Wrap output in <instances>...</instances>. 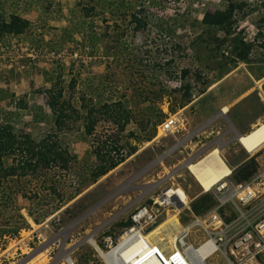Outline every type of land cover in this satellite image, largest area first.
<instances>
[{"label":"rangeland","instance_id":"374dc122","mask_svg":"<svg viewBox=\"0 0 264 264\" xmlns=\"http://www.w3.org/2000/svg\"><path fill=\"white\" fill-rule=\"evenodd\" d=\"M229 4L241 8L229 25L201 23ZM11 16L27 27L0 32V123L36 142L49 138L67 162L3 183L0 264H105L124 223L168 187L189 205L180 225L210 211L213 191H202L187 161L180 167L184 159L217 140L231 173L260 162L229 127L248 134L264 122V0H0V23ZM234 38L253 43L249 60L229 54ZM52 86L78 114L64 109L61 130L46 105ZM172 116L182 122L159 136ZM117 156L124 161L92 183L101 158ZM204 194L212 203L195 214L190 205Z\"/></svg>","mask_w":264,"mask_h":264},{"label":"built area","instance_id":"2783aa9c","mask_svg":"<svg viewBox=\"0 0 264 264\" xmlns=\"http://www.w3.org/2000/svg\"><path fill=\"white\" fill-rule=\"evenodd\" d=\"M176 120L172 116L165 121L161 128L162 137L174 133L180 124ZM255 154H259L260 162L257 160L252 176L240 182L230 179L222 188L214 186V205L206 214L192 215L188 223L180 225L178 232L183 235L178 238L173 249L189 255L188 252L197 251L201 246L211 243L209 251L212 254L204 259L206 264L217 255L222 261L220 264H264V147ZM162 194L136 210L131 216L133 226L124 233L131 229L141 233L150 230L164 218V213L170 214V211L173 213L178 209L176 200L167 201L163 198L159 201ZM104 242L113 243L111 237L104 238ZM156 254L159 256L158 252ZM191 257V262L189 259L186 262L178 255L177 262L173 264H195V257Z\"/></svg>","mask_w":264,"mask_h":264},{"label":"trees","instance_id":"16d2710c","mask_svg":"<svg viewBox=\"0 0 264 264\" xmlns=\"http://www.w3.org/2000/svg\"><path fill=\"white\" fill-rule=\"evenodd\" d=\"M241 9L240 6L235 4H229L223 11L217 10L215 12H205L201 23L205 26L219 27L229 25L233 19V13L235 9ZM94 11V8L86 10V12ZM27 27L26 20L19 16H11L9 22L0 23V32L21 34ZM231 52L229 54H235L236 58L240 61L249 60L248 55L253 47V43H247L244 40L234 38L231 41ZM187 70L183 71V77L187 75ZM55 87L44 90L46 94V105L50 109L51 113L56 118V127L61 130L66 126L65 118H68V114H64V109L69 108L72 113L77 114V111L70 107V104L61 100L62 94L58 91L55 93ZM121 105L120 103H118ZM122 115H126L125 111L116 113V116L111 117V121H120ZM78 116V114H77ZM127 116L124 118L127 121ZM93 123V122H91ZM93 125L87 127L85 133L91 134ZM113 151H118L117 148L112 147ZM134 153V149H131ZM63 153L58 150V147L54 142H51L49 138H45L40 142H36L27 134H16L14 129L6 124L0 123V189L3 183L10 179L16 178V176H26L27 173H37L41 169L50 168L53 164H59V168L66 169V158H63ZM64 155L68 157V153L64 152ZM10 157L13 164L6 166L4 159ZM70 157V156H69ZM15 161V162H14ZM103 165L96 167L91 172L92 183H95L98 178L104 176L109 171L118 167L123 161V156H117L116 158L106 157L101 158ZM17 168V169H16ZM255 172V163L252 159L245 162L239 168L233 171V179L235 182H240L248 179ZM77 195V193H76ZM72 199V198H71ZM212 198L207 195H200L194 202L191 203L190 208L195 214H199L204 207L210 206ZM198 203V205H195ZM125 226L131 225V220L124 223Z\"/></svg>","mask_w":264,"mask_h":264},{"label":"bare ground","instance_id":"6f19581e","mask_svg":"<svg viewBox=\"0 0 264 264\" xmlns=\"http://www.w3.org/2000/svg\"><path fill=\"white\" fill-rule=\"evenodd\" d=\"M222 110L221 113L224 114L225 109L223 108ZM175 118L177 119L175 122L181 123V119L177 117ZM168 128L172 127L168 126ZM229 131L232 132L234 139L239 142L240 146L252 155L254 152L256 153L258 149L264 147V122L248 134L237 133L233 126L229 127ZM159 136L162 135L159 133ZM215 141L217 140L210 143V145L216 144L215 146H212L215 148L211 149L209 146L204 147L198 155L193 157L189 156L180 164V167H183V163L187 161V163H184V168H186L193 176L203 192H208L211 189L213 190L214 186H216V188H222L231 178V169L221 156V148L225 143L221 141L222 146L220 147ZM176 145L179 146L181 143L177 142ZM208 149L211 150L204 154L200 159H197ZM172 151L173 150H171V152ZM171 152L169 150L166 154ZM163 198L167 201H180L183 204V208L177 209L176 211H173V213L165 214L164 220L161 223H158L150 230L144 231L143 233L137 232L135 229L127 230L126 233H123V235L118 238L115 245L117 247L114 246V249L110 250V252L102 254L105 264H164L163 262L166 264H173L177 262L176 259L178 255L186 262L187 259L190 260L192 258L191 256H194L196 259H194L196 262L195 264H206L204 259H206V256L212 254L211 251H209L212 246L211 243L207 246H201L197 251L192 250L188 252L189 255H187L186 252H181L175 248V250L173 249L178 238L183 235V233L178 232L180 224L178 223L179 220L177 219V215L181 210L187 209L189 205L184 197L178 194L174 188L168 187L164 190L159 201ZM132 226L133 223L131 221L130 227ZM130 227H127L126 229ZM91 242L95 245L92 239ZM172 250L174 251L172 252ZM157 252L159 253V256L156 254ZM152 254L153 256H151Z\"/></svg>","mask_w":264,"mask_h":264},{"label":"crops","instance_id":"0c3cea01","mask_svg":"<svg viewBox=\"0 0 264 264\" xmlns=\"http://www.w3.org/2000/svg\"><path fill=\"white\" fill-rule=\"evenodd\" d=\"M250 154V153H249ZM245 162H247V161H244V162H242L240 165H238L237 167H235V168H232V173H231V175L233 174V171L234 170H236L237 168H239L241 165H243ZM188 213V212H187Z\"/></svg>","mask_w":264,"mask_h":264},{"label":"water","instance_id":"95a60500","mask_svg":"<svg viewBox=\"0 0 264 264\" xmlns=\"http://www.w3.org/2000/svg\"><path fill=\"white\" fill-rule=\"evenodd\" d=\"M178 209H181L183 207L182 202L178 201V204L176 205Z\"/></svg>","mask_w":264,"mask_h":264},{"label":"clouds","instance_id":"9594fccd","mask_svg":"<svg viewBox=\"0 0 264 264\" xmlns=\"http://www.w3.org/2000/svg\"><path fill=\"white\" fill-rule=\"evenodd\" d=\"M182 208H183V207H182ZM182 208H181V209H182ZM125 230H126V229H125ZM125 230H124V231H125Z\"/></svg>","mask_w":264,"mask_h":264}]
</instances>
